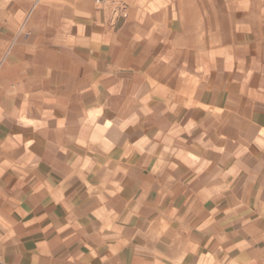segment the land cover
<instances>
[{"label": "crops", "instance_id": "obj_1", "mask_svg": "<svg viewBox=\"0 0 264 264\" xmlns=\"http://www.w3.org/2000/svg\"><path fill=\"white\" fill-rule=\"evenodd\" d=\"M129 1L167 5L117 2L146 48L0 0V264H264V43L233 57V0Z\"/></svg>", "mask_w": 264, "mask_h": 264}, {"label": "rangeland", "instance_id": "obj_2", "mask_svg": "<svg viewBox=\"0 0 264 264\" xmlns=\"http://www.w3.org/2000/svg\"><path fill=\"white\" fill-rule=\"evenodd\" d=\"M126 2L130 10L141 8L145 12H148L151 15H154L159 10H164L167 5L166 4H159V5H143V6H137V4L131 3L129 0H100V2H97V0H92V4L85 7L83 5H41L42 11L44 13L48 12H58L61 15V19L59 21H45L43 23L52 25L55 24L60 31L59 40L60 42H67L71 41V46L74 45V40L76 39L75 36L77 34H81L83 32V28L85 24L93 23L94 15L99 14L102 19V23L104 24V27L106 30H111V32L115 33L116 31H121L125 35L124 37H121L118 35L115 40L118 42H124L125 44L130 43V40H136L135 45L137 47H140L141 45L143 48L147 47V40L150 39L149 37H132V30L137 28V24H132L131 22H122L121 20L117 23L116 20L123 18V16L126 14L124 10H126L124 5L119 4L117 2ZM36 7L34 5H29V13L34 12ZM210 10H208L210 13L212 11V5L207 6ZM125 12V13H124ZM129 16L131 15V12H129ZM207 11H204V16L206 15ZM92 15V16H91ZM93 17V18H92ZM258 17H260L258 19ZM162 19H157L151 22H148L149 29L156 30L157 33L160 32V34H163V31L166 28H179V22L176 20L167 21L166 16L163 15L161 17ZM264 0H233V57L236 53H238V56H242L247 50L253 51L260 54L259 51L261 50V45L264 43ZM192 28H196V25L201 24V21H191ZM42 24L41 21H35L31 25H29V29L27 32V35L29 36V40L32 42H29L31 44H35L37 38L33 36L34 31L37 29L40 30V25ZM147 24V22H146ZM147 24V25H148ZM168 25V26H167ZM86 38H82L81 40H85ZM169 39V38H168ZM168 39L165 38V43L168 42ZM194 40V43L189 44V48L193 49L196 45L197 38H192ZM199 40L203 39V49L207 50L208 48H211L212 44V38L205 36L203 38L199 37ZM80 42V41H79ZM132 43V42H131ZM164 44V37H161L160 40L156 45H154V48L158 53H156V56L161 52L162 46ZM141 46V47H142ZM193 46V47H191ZM136 47V48H137ZM207 48V49H206ZM155 56V57H156ZM159 59H163L162 56L159 57ZM115 58H113L112 61H114ZM129 60V58H128ZM185 76V75H184ZM110 81H112L115 77L112 76L109 77ZM189 81L193 80V77L188 76ZM114 82V81H113ZM95 112L91 113L88 117V120L85 121L87 125L93 126L94 128H97L99 130L100 121H97ZM110 123L108 121H105V126L109 125Z\"/></svg>", "mask_w": 264, "mask_h": 264}]
</instances>
